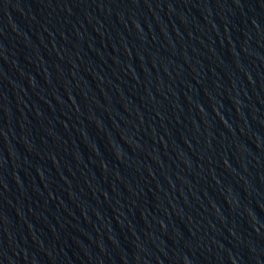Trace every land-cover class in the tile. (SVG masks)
<instances>
[{"label":"water","instance_id":"obj_1","mask_svg":"<svg viewBox=\"0 0 264 264\" xmlns=\"http://www.w3.org/2000/svg\"><path fill=\"white\" fill-rule=\"evenodd\" d=\"M0 264H264V0H0Z\"/></svg>","mask_w":264,"mask_h":264}]
</instances>
